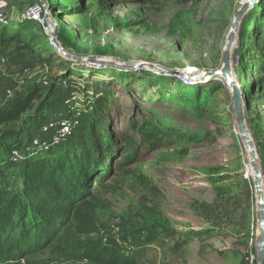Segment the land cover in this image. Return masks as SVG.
<instances>
[{
  "label": "rangeland",
  "instance_id": "374dc122",
  "mask_svg": "<svg viewBox=\"0 0 264 264\" xmlns=\"http://www.w3.org/2000/svg\"><path fill=\"white\" fill-rule=\"evenodd\" d=\"M241 8L240 0H0V106L17 90H44L22 122L0 126V184L22 187L25 162L13 159L21 150L8 159L6 139L27 138L25 152L43 135V124L63 121L74 106L86 108L106 94L113 163L124 159L121 133L140 140L135 122L151 140L140 159L116 170L103 188L91 185L102 204L92 238L106 243L127 235L135 242L157 227L175 235L144 264H248L259 237L255 174L233 91L219 73ZM49 20L54 43L82 62L54 51ZM262 35L264 0L242 19L231 63L264 173V90L256 51ZM175 245L183 246L178 253L170 251ZM38 258L40 264H92L48 251Z\"/></svg>",
  "mask_w": 264,
  "mask_h": 264
},
{
  "label": "trees",
  "instance_id": "16d2710c",
  "mask_svg": "<svg viewBox=\"0 0 264 264\" xmlns=\"http://www.w3.org/2000/svg\"><path fill=\"white\" fill-rule=\"evenodd\" d=\"M261 39L256 51L259 82L264 90V35ZM43 92L36 87L15 91L0 106V126L22 122ZM54 94L55 87L49 97ZM45 104L50 107L48 102ZM79 106L64 116L71 124L68 141L25 162L21 190L0 184V264H40L38 257L46 251L59 258H77L92 264H144L156 246L174 237L175 233L152 227L135 242L127 235L106 243L92 238L98 232L96 211L102 204L91 185L103 188L116 170L140 159L151 139L135 122L132 130L140 140L121 133L119 149L124 159L114 164L109 98L102 94L86 108ZM14 137L4 142L10 149L8 159L12 151H23L29 142L27 138L15 142ZM183 246H172L170 251L178 253Z\"/></svg>",
  "mask_w": 264,
  "mask_h": 264
},
{
  "label": "water",
  "instance_id": "95a60500",
  "mask_svg": "<svg viewBox=\"0 0 264 264\" xmlns=\"http://www.w3.org/2000/svg\"><path fill=\"white\" fill-rule=\"evenodd\" d=\"M259 2L260 0H251L249 4L242 6V8L235 15L234 23L232 24L231 31L227 38L228 43L223 53L224 66L222 71L219 73L228 84L234 86L233 104L236 114V122L240 131L242 141L249 156L251 167L255 174V190L257 194V208H258L257 218H258V227H259V237L256 242V252H257V260L259 264H264V173L260 167L256 150L254 147V143L247 129L245 113L243 108V93L241 90L235 88L236 83H234L232 80L233 74L231 72L232 52L236 44L237 34L242 19L248 13V11L252 10ZM49 25L51 26L52 29L51 42L53 48L56 49L55 52L60 53L64 57V59L68 57L74 62L76 61H79V63L82 62L83 60L82 58L71 57L66 52L60 51V49L56 48L55 43L53 41L55 35L54 25L50 20H49ZM90 62L100 67H106V66L109 67L112 65L109 64L108 62L101 60H90ZM212 75H213L212 73L207 74V76H212Z\"/></svg>",
  "mask_w": 264,
  "mask_h": 264
},
{
  "label": "built area",
  "instance_id": "2783aa9c",
  "mask_svg": "<svg viewBox=\"0 0 264 264\" xmlns=\"http://www.w3.org/2000/svg\"><path fill=\"white\" fill-rule=\"evenodd\" d=\"M32 16L33 18L37 19L36 16L34 15ZM55 46L57 49H59V47L56 44ZM60 51H63V50L60 48ZM65 104L67 106L68 105L70 106L72 102L67 100ZM39 131L43 132V135L41 134L37 136L36 139L32 142L33 144L31 143V146H29L25 152L21 151L20 152L21 154L16 153L15 154L16 156L13 157L15 162L16 161L20 162L21 160L26 162L31 158L30 157L31 155L32 157L37 156L40 153H43L45 151H50L52 148H55L63 144L64 142H66V139H67L66 134L71 135V124L68 122L67 119L63 121H59V122L57 121L55 122L53 119H51L48 123L43 124V126L39 129ZM39 149H42V150H39ZM256 262H257V253H251L250 256L248 257V264H256Z\"/></svg>",
  "mask_w": 264,
  "mask_h": 264
},
{
  "label": "bare ground",
  "instance_id": "6f19581e",
  "mask_svg": "<svg viewBox=\"0 0 264 264\" xmlns=\"http://www.w3.org/2000/svg\"><path fill=\"white\" fill-rule=\"evenodd\" d=\"M241 1V5L244 6L246 4H249L251 0H240ZM60 49V48H59ZM56 50V49H55ZM74 62V61H73ZM77 63V62H76ZM158 73V72H157ZM232 80L235 83L236 82V77L234 75H232ZM227 84V87H229L230 90L234 91V86ZM235 88H237L238 90H242V87L238 84L235 85Z\"/></svg>",
  "mask_w": 264,
  "mask_h": 264
}]
</instances>
